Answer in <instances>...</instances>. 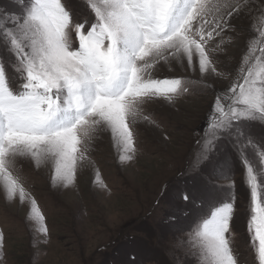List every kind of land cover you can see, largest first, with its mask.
<instances>
[{"label":"snow or ice","instance_id":"obj_1","mask_svg":"<svg viewBox=\"0 0 264 264\" xmlns=\"http://www.w3.org/2000/svg\"><path fill=\"white\" fill-rule=\"evenodd\" d=\"M82 3L88 15L77 13L68 0H27L19 14L0 13V185L9 202L28 203L27 219L45 238V216L26 191L17 160L50 166L52 183L70 186L87 160L88 145L100 132L110 133L121 162L132 160L134 125L152 122L145 106L160 98L171 103L189 90L183 78L155 77L157 65L186 61L202 76L223 75L216 71L212 54L224 41L210 44L226 30L235 31L233 18L239 19L248 7L244 0ZM257 123L264 125V42L248 48L240 77L217 94L201 129L206 133L205 210L186 233L189 241L177 242L187 244L196 264H244L232 227L235 198L225 199L218 182L228 178L223 171L228 157L218 158L221 140L246 169L251 201L248 247L256 264H264V204L257 172L245 156L249 145L264 146V138L257 140L249 131ZM260 160L264 163V150ZM3 243L0 232V253Z\"/></svg>","mask_w":264,"mask_h":264},{"label":"rangeland","instance_id":"obj_2","mask_svg":"<svg viewBox=\"0 0 264 264\" xmlns=\"http://www.w3.org/2000/svg\"><path fill=\"white\" fill-rule=\"evenodd\" d=\"M77 13L88 15L82 0H68ZM247 9L233 18L235 31L226 30L210 47L223 39L221 50L212 54L216 71L201 75L186 61L157 65V78H183L189 90L169 103L160 98L145 106L151 123L134 125L136 151L121 162V153L110 133L100 132L88 145L87 160L79 165L74 184L52 183L50 166L17 160L18 174L45 216L47 237L27 219L29 205L19 199L9 202L0 185V232L3 252L0 264H196L187 244L197 218L205 210L203 161L206 133L202 132L218 93L240 77L243 57L254 43L264 42V0H244ZM27 0H25V4ZM25 4L0 0V13L19 14ZM78 43V41H76ZM249 131L260 140L264 125ZM264 146L245 149L260 182L264 204ZM219 159L228 157L223 169L228 178L219 184L225 199L235 198L233 230L235 248L244 264H256L248 247L250 189L246 169L228 142L219 141ZM234 174V175H232ZM232 187L229 189L228 185ZM189 199L185 200L184 196Z\"/></svg>","mask_w":264,"mask_h":264}]
</instances>
